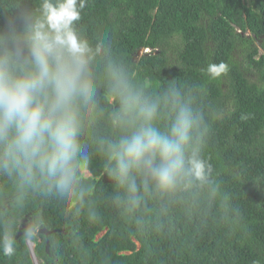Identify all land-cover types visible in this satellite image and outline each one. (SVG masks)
I'll return each instance as SVG.
<instances>
[{"label":"clouds","instance_id":"1","mask_svg":"<svg viewBox=\"0 0 264 264\" xmlns=\"http://www.w3.org/2000/svg\"><path fill=\"white\" fill-rule=\"evenodd\" d=\"M87 5L10 0L0 23V257L17 255V215L32 202L55 205L78 255L79 224L102 223L101 203L141 234L166 232L177 210L213 208L230 232L242 229L207 154L214 110L204 86L146 84L109 33L82 29ZM229 70L221 61L202 71L216 80ZM45 227L42 212L32 216L25 240Z\"/></svg>","mask_w":264,"mask_h":264},{"label":"trees","instance_id":"2","mask_svg":"<svg viewBox=\"0 0 264 264\" xmlns=\"http://www.w3.org/2000/svg\"><path fill=\"white\" fill-rule=\"evenodd\" d=\"M9 4L0 0V23ZM81 27L90 39L109 33L146 84L204 86L214 110L207 154L243 228L230 232L215 208L177 210L166 232L141 234L101 203L102 223L79 224L78 255L55 205L32 202L17 215V255L0 264H35L29 242L38 264H264V0H88ZM221 61L229 72L210 80L202 70ZM41 212L47 227L26 241L24 223Z\"/></svg>","mask_w":264,"mask_h":264},{"label":"rangeland","instance_id":"3","mask_svg":"<svg viewBox=\"0 0 264 264\" xmlns=\"http://www.w3.org/2000/svg\"><path fill=\"white\" fill-rule=\"evenodd\" d=\"M101 234H102V233H99L98 236L101 235ZM29 243H30L31 246H33L31 242H29ZM30 252H31V256H32V258H33V260H34V263H35V264H38V262H37V260H36V258H35V256H34V253H33L31 250H30Z\"/></svg>","mask_w":264,"mask_h":264},{"label":"bare ground","instance_id":"4","mask_svg":"<svg viewBox=\"0 0 264 264\" xmlns=\"http://www.w3.org/2000/svg\"><path fill=\"white\" fill-rule=\"evenodd\" d=\"M29 246H30V248H31V250H32V246L30 245V243H29Z\"/></svg>","mask_w":264,"mask_h":264}]
</instances>
